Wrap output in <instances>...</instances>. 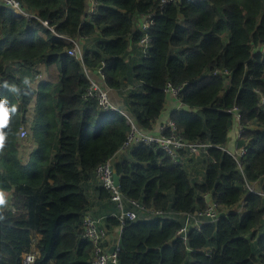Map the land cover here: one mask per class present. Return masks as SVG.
I'll return each instance as SVG.
<instances>
[{"label":"trees","instance_id":"obj_1","mask_svg":"<svg viewBox=\"0 0 264 264\" xmlns=\"http://www.w3.org/2000/svg\"><path fill=\"white\" fill-rule=\"evenodd\" d=\"M18 1L36 17L0 5V264H23L32 250L39 256L31 264H90V187L99 209L112 212L104 216L108 235L121 228L118 264H264V184L249 190L264 179V0H95L92 14L89 0ZM136 14H152L153 25L147 53L130 59L129 43L142 37ZM84 36L91 46L78 59L67 39ZM39 63L48 80L34 89L26 79ZM101 63L110 90L139 84L126 94L129 121L84 97L87 74ZM167 83L186 108L171 112L172 123L187 141L209 146L183 164L156 145L130 146L113 164L120 191L165 215L121 224L94 171L124 146L131 120L152 128ZM234 119L240 157L223 150ZM22 124L36 145L26 157ZM198 159L204 173L193 181L187 164ZM204 195L217 204L216 219L178 233L183 214L204 209Z\"/></svg>","mask_w":264,"mask_h":264},{"label":"built area","instance_id":"obj_2","mask_svg":"<svg viewBox=\"0 0 264 264\" xmlns=\"http://www.w3.org/2000/svg\"><path fill=\"white\" fill-rule=\"evenodd\" d=\"M170 1L171 0H161L160 4H165ZM88 4V13L92 14L95 8V0H89ZM0 5L10 9V11H12V14L17 17H36L33 11L27 9L18 0H0ZM132 20L134 29L142 33V37L136 43V45L138 46L141 55L144 56L150 46V37L148 35V30L151 25H153L152 14H136L132 17ZM43 24L46 25V21H43ZM86 38V36L80 37V39L77 40L68 38V42L72 44V48L68 50V53L80 59L82 54L81 44L86 40ZM102 66L103 63H101V65L93 71V74H95L99 80H96L94 77H92V75L87 74L90 84L87 87L84 97L96 100L97 108L103 111L117 110L113 107L110 101L109 89L107 88V86H104V84L100 82L104 81ZM164 90L176 95L179 88H174L169 83H167ZM236 118L239 120L238 114H236ZM163 129L166 131V134L160 133L158 135H151L139 129L137 130L132 123L131 130L129 131L127 140L125 141L122 148L127 149L130 146L138 143H145L147 145L153 144L163 149L175 163L183 164L187 157L199 156L204 154L206 152V148L209 146L208 143H203L200 141H187L182 137L181 132L174 126L173 123H169L167 125V128L163 127ZM27 135L28 125L22 124L18 131V138L24 140L26 139ZM180 151H184L185 154L182 155ZM243 153V148L237 152L238 155H241ZM94 172L98 182L109 192L110 200L114 203L117 210V214L115 216L121 224H123L126 220H133L137 218L138 215L146 217H158L165 215V212L161 210L148 209L139 205L135 200L125 198L119 187L114 185L113 174L115 171L113 163L110 160L99 164L95 168ZM249 190L255 192V190L252 188H249ZM203 200L205 201V207L202 211L183 214L185 225L178 231V233H185L187 225H189L191 222H193L197 227L198 221H214L216 219L219 214L217 204H215L208 195H204ZM127 204H130L136 210L128 208ZM83 223V237L88 239L93 245V251L89 263L118 264V242L111 246L107 245L109 235L107 229L105 228V225L102 223V226H100V220L93 218L89 213H87V215L84 217ZM118 229L120 233L121 228L118 227ZM38 256L39 252L37 250H32L30 253H26L22 256V263L31 264Z\"/></svg>","mask_w":264,"mask_h":264},{"label":"crops","instance_id":"obj_3","mask_svg":"<svg viewBox=\"0 0 264 264\" xmlns=\"http://www.w3.org/2000/svg\"><path fill=\"white\" fill-rule=\"evenodd\" d=\"M89 38L88 40H85L82 44L81 47L83 48V46L85 44H87L89 42ZM89 47L91 46L90 43L87 44ZM128 57H130V59H136L139 57V48L136 44H132L129 43L128 46ZM131 62L133 60H130ZM29 78L26 79V83L36 89L38 84L42 81H47L48 80V76H47V71H46V67L43 63H39L36 67V70L33 73H29ZM90 75H92V77H94L96 80H99L95 74L91 73ZM101 83L105 85L104 81H100ZM134 83V82H133ZM133 83H126L125 87H123L120 92L116 91V90H110L109 89V97H110V101L113 105V107L115 109H117L116 111L120 110L119 112H121L123 115L126 116L127 119H129V113L127 111V100H126V94L128 91L133 90L136 86L138 87V85H134ZM34 102L35 99H33L30 103V105L28 106V110L26 113V119L28 121H31L33 119V114H34ZM99 109V108H98ZM181 109H186L185 106L177 99V94L174 95L171 92H166L165 91V101L163 104V108L160 111L159 116L155 119L154 123L152 124V128L148 131V130H144V129H140L137 127V125H135L131 120V123H133V126L138 130L144 131L145 133L151 134V135H158L160 133H164L166 134V131L163 129V127L167 128V125L171 122L170 119V115L172 111L175 110H181ZM100 110V109H99ZM163 129V130H162ZM241 128L239 126V123L237 120H233L232 124L229 128L228 131V135H227V140L226 143L223 147V150L226 151L227 153L231 154V155H235L237 157H240L241 155H238L237 152L240 151V149H242V146L238 144V140L240 138V134H241ZM36 146L34 143L31 142V148ZM128 149V148H127ZM127 149H123L120 148L119 150L116 151V153L114 154V156L109 159L113 164L123 158L127 157ZM200 163V159H198L195 162H191L187 164V167L189 169V172H192L193 175H199V179H201L202 175H203V167L201 165H198ZM264 184V179H262L260 182L255 183L254 185L252 184V189H255V192L259 191L256 188H261L262 185ZM95 185L94 182H92V186ZM88 195L90 200L92 201V206L90 207V210L88 211V213L90 214V216H92L95 219L100 220V226H102V223L105 224L104 222V216L107 214H110L112 212H102L99 207H98V203L95 200V193L92 189V187H90L88 189ZM242 205V204H241ZM242 208V207H241ZM109 210V208H108ZM99 212V213H98ZM137 217H142L140 215H138ZM145 217V216H143ZM119 229L118 228H114V230L109 234L108 236V242L107 245L111 246L115 243L118 242L119 239ZM35 240L38 241L40 236L38 234H35L34 236Z\"/></svg>","mask_w":264,"mask_h":264},{"label":"rangeland","instance_id":"obj_4","mask_svg":"<svg viewBox=\"0 0 264 264\" xmlns=\"http://www.w3.org/2000/svg\"><path fill=\"white\" fill-rule=\"evenodd\" d=\"M134 85H138L139 86V84H134ZM136 88V87H135ZM28 133H29V127H28ZM29 139H30V137L27 139V140H22V141H19L20 142V144H21V149H20V153H21V155L23 156V157H26L25 156V153L26 152H28L29 150H30V148H31V143H30V141H29ZM23 161H25V159L23 158ZM198 165H201L200 163L198 164ZM189 170V169H188ZM189 176H190V179L191 180H193V181H195V180H199V175H193L192 174V172H189ZM109 205V203L107 204V206ZM109 208H110V210L111 211H115V208H114V206H113V204L111 203L110 205H109ZM238 209L239 210H241L242 208L240 207V206H238ZM146 217V216H145ZM146 218H148V217H146Z\"/></svg>","mask_w":264,"mask_h":264},{"label":"water","instance_id":"obj_5","mask_svg":"<svg viewBox=\"0 0 264 264\" xmlns=\"http://www.w3.org/2000/svg\"><path fill=\"white\" fill-rule=\"evenodd\" d=\"M113 181L115 186H119V177L116 172L113 174Z\"/></svg>","mask_w":264,"mask_h":264}]
</instances>
